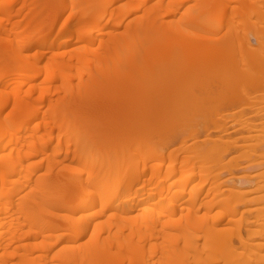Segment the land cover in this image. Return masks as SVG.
<instances>
[{
    "label": "rangeland",
    "instance_id": "374dc122",
    "mask_svg": "<svg viewBox=\"0 0 264 264\" xmlns=\"http://www.w3.org/2000/svg\"><path fill=\"white\" fill-rule=\"evenodd\" d=\"M9 1L10 0H0V4L3 6ZM98 1L102 2V0ZM129 1L130 0H121L114 4L115 8L112 9L116 15L117 20L121 21L122 23L107 24V21L111 17L110 15L103 19L99 24L94 23L91 18H84L83 20L86 22L83 23L76 20L74 26H79L80 28L85 29L86 32L92 33L94 35H92L94 38L92 40L78 42L75 37H72L73 40L71 42L69 41L71 43L69 47L65 46L67 49H63L60 44L59 46L57 45L58 47L55 46V48H57L58 50L55 48L54 49L59 51L61 50L60 48H62V52L68 50V55L74 56L78 54V51H80L86 45L101 50L104 46H106V42L109 41V39L111 38H119L120 40H124V42L126 41V39H130V21L133 18L139 19L140 16L145 15L146 10L142 8V10L136 12L135 14L126 15L125 18H122L121 15L126 11L125 5ZM150 1H152V4L157 0ZM206 1L207 0H165V8L160 11L161 15H165V19H163L169 22L171 33H173V36H177L179 38H186V40H189L191 44L194 45L187 51L183 50L184 54H181L183 55L182 57L181 55H178V53H181L182 51L178 52L177 50L178 53L176 54L175 52L176 55H173L172 52V54H170L169 56H173L167 57L168 59H165V57L161 58L162 60H160L158 59V57H156V59H158L159 61V63L157 64L158 61L153 60L155 57L151 56H153V51L155 55H159L161 53L158 52L159 50L155 52V48L153 46L155 45L153 44L155 41L152 39L151 40L154 42L150 40L152 42L150 44L151 47H153V51L147 53L146 56H141V54L138 53V55H140L141 57V60L138 55L137 57L139 59L133 55L134 58H136L135 63L137 64L135 66L134 63V68H127L129 69V72L126 71L127 73L123 72L126 70V68L125 70L120 69L121 67L114 68V72L113 68H110L108 70L103 67L98 68V65L94 62L91 65L92 70H89L86 67H82L77 60L74 59V61L73 59H71L70 56L67 60L69 63V69L67 70L66 76H64L63 79L61 77V79L55 82L47 81L46 84H44L45 88H47L49 91L48 96L42 97L39 92L34 91L32 95L33 97L28 100L29 103L25 107V109H18V112L16 114V108H18L14 98L16 90L19 93H22L27 96L31 92L33 85L43 84L46 78L45 72L50 62L49 55L43 56L41 53L36 54V48L30 50L26 49V43H28L30 39H17L18 32H22V30H24L26 18L28 17V15L32 14L31 12L33 10H36L35 6H40V11L44 12V16L46 14V17L48 19L56 15V12L60 7V0H41V2L39 4L37 3V5H35V3L33 5V3L31 2L32 6H27L26 4L27 7L25 6L24 8L23 4L20 2L16 5L15 12L13 11L14 14L12 13V19H10V17L5 14L4 11L0 12V40H3V38L7 39L10 36L13 37L14 41H12V43H14L12 44L13 47H11V56L13 60L10 61V63L12 62L13 64L11 63L10 65L17 66L16 68H18L19 71L18 72L17 69L9 66V64V68H0V78H5V76H8V81L6 80L5 82L0 83V138H2L1 144L3 146L2 148H0V236L2 237H0V239H2L0 240V264H11L13 262V259L10 258L11 251H18L17 248L19 247V245L21 246L27 241L20 239L21 237L19 239L14 238L13 242L10 244V247L8 249L6 248L8 243H10L12 240L11 236L9 235L12 222L16 221L18 223L20 221V225L25 222L23 220V216H21L23 215L21 214L23 211V205L26 201L31 203V200L29 199L33 195L37 194L40 190L38 186L39 177L41 178V175L45 174L48 171V166H50L51 164L58 163L59 165V163L61 164V162H70V160L66 161V155H64L63 152L69 149V147L70 149H74V146H69L66 143L53 145L48 150H46L48 153H52L50 156H48V154L33 155L35 149L41 150L44 144H46V142H48L49 140L63 138V135L61 134L65 132H61L56 127L55 124L56 122H58V120L54 116L55 106H52L53 104L62 101L66 96V88H64L65 84L63 82L64 79H68L69 82L66 83L72 84L76 90V94H74V102L72 105L76 113L74 112L75 114L72 117H68L64 120V128L66 130H77L76 132L78 133L75 141L84 139L85 136L95 137L96 139L101 141V143H99L97 146V150L102 149L108 145L107 141H103V137L105 136V134L107 136V134H109L108 132H112V130L110 131V129L114 128L117 125L119 127L118 137L120 138V134H122L121 137L124 136V139H121V141L119 142V147L124 149L123 151H121L120 149L121 152L118 151V155H120V157H129L127 155H130V152L135 150V146H139L142 148L147 147V155L151 150L158 151L160 149L159 152L162 151L167 156H169L171 152L176 151V153L180 156L179 158L177 157L179 159L178 162L174 160V162H170L172 159L169 161V158L164 155L165 158H168L167 160L163 159L162 161V159L159 160L158 158V160L149 161L148 167L150 165L152 166L153 164L154 166L157 164H163L161 165V170H164L166 169L167 165L176 162L178 165L175 163V166L177 165V168L181 167V169H179L180 171L182 169H185L188 165V171L187 169L184 170L187 171V175L196 173V180L193 179V182L192 179H190L191 183H193L192 185L188 186L189 188L186 189L187 193H185L186 191L183 190L184 187H180V185L178 186L177 184L176 186H173L174 181L176 180L177 182L181 178L180 173L177 175L175 174L173 176H170L172 177L171 179H169L170 181L166 179V181L168 180V183L172 184H168L166 182L165 183L175 188L171 186L168 187L167 185L168 188L171 187V189H169L170 192H167L169 190H167L166 187L167 191L160 192L161 196L157 193V196H155L154 194V196L157 198V201L159 198L163 197L162 199L164 200V202H162L164 204L160 201L162 203H160V207H163L164 205L167 210L169 209V207L177 205L175 209L178 213L182 212L181 209L184 208H186L184 209L185 211L183 210L184 212L188 211L189 208L187 207H191V210H193L196 206L194 205L195 207H193L192 209V206H189L192 204L189 203H193V201H196L193 199V201L184 203L186 201H183V198L185 196L189 199L190 197H192V195H195L193 193L194 191L196 195L199 194V191H201L200 193L203 192L202 194H199L201 195L199 196L201 198H197L199 200L198 204L201 205L203 196L205 198V196L207 197V194L209 195L208 190L211 184L208 183L207 185L206 179L208 177L206 179L204 178L206 176H209L208 174L206 175V173H203V177L200 176V174H202V169L199 168V165H203L201 166L203 168L212 167L214 170H218V162L220 161H222L221 165L223 163V165L220 166L222 170L219 169L221 171H216L219 172V174H217L218 176H222L218 179H222L225 182H228V184L227 182H223V184L225 183L228 186L231 182L234 183L236 181L237 176L239 177L242 175V177H240L242 179L244 175L248 176V174L250 173L249 175H253L252 179L254 181L250 179L253 181V183L252 181L248 183V181L250 180L246 178L248 180L247 186L250 188L255 187L254 189H251L253 196L261 194V192H258L256 188L257 185H259V182L263 180L262 176L260 177L258 173H262V171L264 170V158H259L257 157L258 155L255 156V152H252L254 148H252L250 145L252 143V145H255L257 140L260 145H264V0H216L219 2L218 4H216L218 7L214 6L210 10H206ZM62 6L66 10L62 15H60V22L54 30L55 33H57L58 29L64 21L70 19V15L74 10L73 0L64 1ZM166 10H170L171 13L166 14ZM38 13L40 14L39 11L37 12V14ZM5 42L4 40L2 42L0 41V48H2L3 51H5V48H7V42ZM200 42H205V45L208 46L213 44L209 47V50L212 52V54L210 52L207 55L211 54L212 57L215 56L214 59L217 58L218 55L222 56L218 57L215 60H208L211 65H209L208 63V66H203V63L206 62L204 56H206L205 51L207 50L205 48H200L199 50H197L198 48H196V46L197 44L199 45ZM201 49L203 51H201ZM255 50L256 52H258V54H260V57H262V60H260L262 62H254V56H257ZM20 53H23L24 55L27 54V56H29L28 59H31V63H33L32 72H22L21 65L24 64V60L20 57ZM148 55L150 57H148ZM144 56L147 60H144ZM3 57L6 59V56ZM148 58H153L152 60L155 62L148 60ZM163 59H165V61ZM258 60L256 59V61ZM141 61H143V64L141 63ZM148 62L150 63V65ZM2 63L5 64L4 62ZM151 63H155L154 67L151 66ZM170 63L174 64L173 66H171L172 68L169 66ZM199 64H201V66ZM2 65L0 63V67H2ZM193 65H196V67L192 68ZM197 65H199V67H197ZM214 65H218V67H214ZM4 66L7 65L5 64ZM166 67L167 69L168 67L171 68V70L169 69L168 71H166L165 77L159 78V76L164 74V69ZM12 70L14 73L12 72ZM37 70L41 71V74H39L38 77H36L37 74L35 73ZM181 70H184V72H190L192 78L196 80L190 78L191 76L189 75L188 80L186 79L187 77L185 79L183 78L188 82L185 81L184 83L183 79V81L180 82L179 79H181V77H179V71ZM90 71H92L94 74L99 73L98 79H102V81L100 82L97 80V83H92L93 78H91L90 76ZM138 72H142V74L144 75L152 72V74L154 73L156 76L148 81H145V79H143L146 83L139 80V82L136 80L137 82L133 83L132 80L134 79L133 77H135L133 75ZM116 73H118V75H116ZM116 76L118 77V79L116 78L117 80L114 84L112 80L113 77ZM81 78L84 79L81 80ZM89 78L92 79V86H90L91 88L89 87V89H84V86L87 85V83L89 82ZM176 78H178L179 82ZM82 81H84V85L82 84ZM107 81L111 82V84ZM178 83H180V86ZM146 84L150 86L148 87ZM175 84L179 86V89L177 86H175ZM145 85L148 87L145 89L146 96L144 94L145 104H148V106L145 105L144 107V109L146 110H141L143 106L140 104L141 107L137 111H141L142 114H135V111L126 113L125 111V113L123 112V116L115 118V115L117 116V112L119 113L121 109L114 108L115 103L112 101V99L107 98L111 97L113 92L118 90L117 93L121 94L122 100L124 102H129L132 93H134L135 90L136 92H141L144 89L143 87ZM129 90H132L133 92H130L129 94ZM126 94L129 98H126ZM137 94L134 95V97L136 96L135 99L132 98L135 101H139L140 98L143 96V93L138 95ZM104 96L105 100L103 101H106V103L97 105L100 98H103ZM124 98H126V100ZM91 99L98 100H95V103L93 101V104H88V102L86 103V101ZM132 99H130V102L133 101ZM93 105L95 107H93ZM146 106L148 107V109L146 108ZM89 107H92V110ZM130 108L132 109V107ZM136 108L138 109L139 106ZM87 109H89V111H94L95 114L93 113L94 115L88 116V114L86 113V111H88ZM31 110H37L38 112H35L36 114H38V116L34 117L32 120H28L27 115H29V112ZM25 119H27V121ZM100 122L102 123V125L104 124L103 126H106L104 128L102 127L103 130L100 128L103 132L100 129L99 132L95 128L97 126L96 124H101ZM135 122L137 124H135ZM132 124H134L136 127L131 128ZM23 126L25 128H23ZM87 126L90 128H87ZM117 126L115 127L116 129ZM82 127L87 128H85L86 130H84L86 132H83V129H81ZM98 128L99 127H97V129ZM249 128H252V134H249L251 130ZM105 129H107V131H105ZM132 132L134 134H132ZM247 136H252L253 139L251 140ZM109 137L110 136H108V138ZM254 138H256V141H254ZM75 141H73V143ZM131 141H135V145L131 144ZM127 143H129V145L131 144V146H127ZM147 148H143L142 151H146ZM177 150L179 153L177 152ZM61 151L62 154H57ZM139 151H141V149H139ZM142 151L140 152V154H145V152ZM209 152L213 157L215 154L217 155V157H211L214 159V161L208 155L209 160L211 159L213 161L212 162L210 160L212 166H210L211 164L208 161L202 163L198 160L200 164L198 162L196 163L195 161V163L199 166L198 167L195 163L191 161L192 159L189 160L193 156L201 154L204 155L207 153L209 154ZM91 153L97 152L93 150ZM134 153L133 154L135 157L133 155L130 156L134 157H132L133 160H130L134 164L137 162V160L139 163V160L143 162V160L146 158L144 154L143 157L142 155H140V157L139 155L136 156V154H139L138 152L136 153L135 151ZM218 155H220L219 158L222 157L221 160L218 159ZM215 158H217L218 160H216ZM187 160L191 161V164L187 163L185 168H182L185 165V163L184 165H182L183 162ZM36 163H43L42 165H44V167L42 166V168L40 167L37 169V167L35 168L34 166V164L36 165ZM260 163L263 166H261ZM194 164L197 166H195L196 168H192L194 167ZM176 167L175 169H177ZM9 169H14L17 171L20 170V172L16 175H12L11 173L9 174ZM213 169L210 170L214 171ZM60 171L62 170L60 169ZM152 171L155 172V170H150V168H148L146 172L148 173L147 177H149V173ZM200 171L201 173L198 174V172ZM204 172L210 173L212 175L210 171L208 172L207 170H204ZM60 175L62 176L63 174ZM161 175L163 177L165 176L164 173H161ZM195 175H191L192 178H194L193 176ZM211 175L209 176V178H211ZM213 175L212 177H214L216 173L214 176ZM199 176L202 178V181L200 180ZM250 177L248 176V178ZM44 178H49V176L45 175ZM17 179L19 180L15 181ZM160 179L163 178L160 177ZM204 179L206 182L204 181ZM211 180L212 179H210L209 181L213 184V181ZM244 180L242 179L241 181ZM245 182L246 180L243 183ZM198 183L200 185L203 184L201 185L202 190H199L197 188V186H200ZM147 186H144L148 189L145 190L146 192L150 191L149 189L153 187L151 188V191H157L159 193V190H156L154 187L155 184H153L152 186L147 184ZM211 186L214 187L213 185ZM190 188L193 190V192ZM50 190L56 191L55 188ZM182 190L185 192H183ZM222 190L223 195L221 196L223 197L222 201H224V197L229 194V191H226L225 186ZM247 190L249 194V188ZM210 192V194L216 193L211 191V188ZM190 193H192L191 196ZM38 194H41V190ZM176 195H179V197H176ZM214 195L215 199L219 198V200H221L220 195H217V197L216 194H213V196ZM210 196L212 195H209V198ZM251 196L252 194H250V198ZM176 198H180L182 201L179 202V199L177 200ZM190 200L192 199L190 198ZM154 201L157 202L156 200H153L152 202L148 201V204L146 205H142L144 207H149L152 205V203H155ZM203 201L202 204L204 203ZM213 201L214 199L210 202L214 204ZM149 203L151 205H149ZM173 203L176 205H173ZM221 203L222 202H217V204L215 203L216 206L218 205V207L216 208L215 206V208H213L214 210L212 209L213 213L221 209L219 205ZM142 205L140 206V208H143ZM239 205H237V207H239ZM234 206H236V204ZM160 207H157V210L155 209V211H158ZM204 207H206V205L202 206L203 210H201V207H196L195 211H197V208H200L202 212L205 210L207 211L206 208L209 209L211 206H208L206 208ZM152 209L154 210V208ZM245 209L243 205L240 206V210L242 212L244 211L246 215H248V213L252 211L248 210V208V212H246ZM163 211L165 212V209H163ZM24 224L22 226H24ZM15 229L16 228H14V230ZM3 237H6V241L3 239ZM43 244L45 245L47 243ZM45 249L47 248L45 247Z\"/></svg>",
    "mask_w": 264,
    "mask_h": 264
},
{
    "label": "bare ground",
    "instance_id": "6f19581e",
    "mask_svg": "<svg viewBox=\"0 0 264 264\" xmlns=\"http://www.w3.org/2000/svg\"><path fill=\"white\" fill-rule=\"evenodd\" d=\"M32 1L33 0H10L3 6L0 4V12L4 11V13L7 14L10 19H12V13L13 11L15 12V8L18 3L21 2L24 8L26 4L27 6H30L32 3L33 5L34 3L35 5H37V3L39 4L41 2V0H37L38 2L36 0V2ZM64 1L66 0H60V7L58 8L56 15L48 19L46 17L47 15L45 14L44 16V12L40 11V6H35V9L37 10V12L39 11L40 14H37L36 10H33L34 12L32 11V14L28 15V17L26 18L24 30H22V32H18L17 39H30L29 42L26 43V49L30 50L36 48V54L41 53L43 56L49 55L50 62L45 72L46 78L43 84L33 85L31 92L27 96L19 93L16 90L14 98L18 108H16L15 114L18 112V109H25V107L29 103L28 100L33 97L32 95L34 91L39 92L42 97L48 96L49 91L47 88H45L44 84H46L47 81L55 82L61 79V77L63 79V77L66 76L67 70L69 69V63L67 60L70 56L71 59L77 60L82 67H86L89 70H92L91 65L94 62L98 65V68L103 67L108 70L110 68L114 69L121 67L120 69L123 70H125L126 68V70L123 71L126 72L130 69V67H133L134 63L136 62L135 59L138 58V53L141 54V56H146L147 53L153 51V47H151L150 43L154 41L155 42L153 44L155 45H152L155 48V52L159 50L158 52L162 54L161 55L158 53L159 55H155L153 51V56L151 57H155L154 59L152 58L155 61H158V59L162 60L161 58L165 57V59H168L167 57L176 55L179 51L182 52L178 53V55L184 54V51H187L192 46H194L189 40H186V38H179L177 36H173V33H171L169 22L165 21V15H161L160 13V11L165 8V0H157L152 4V1L150 0H130L125 5L126 11L121 15L122 18H125L126 15L135 14L136 12L142 10V8L146 10L145 15L140 16L139 19L133 18L130 21V39H126V41L124 42V40H120L119 38H111L106 42V46H104L101 50L86 45L83 48L81 47L82 49L78 51V54L69 56L68 50L62 52V48H60L61 50L57 51L58 49L55 48V46H59L60 44L63 49H67L65 46L69 47V45L71 44L70 42L73 40L72 37H75L78 42L88 41L94 38V35L92 33L86 32L85 29L80 28L79 26H74L75 21L78 20L83 23L86 22L83 20L84 18H91L94 23L99 24L103 19L110 15L111 17L107 21V24H120L122 22L117 20L116 15L112 9L115 8L114 4L121 0H102V2H99L98 0H73L74 10L70 15V19L64 21L58 29L57 33H55L54 30L60 22V15H62L66 10L62 6ZM218 3L219 2L216 0H207L205 3L206 10L212 9V7L217 6L216 4ZM169 13H171L170 10H166V14ZM151 39L154 41H152ZM3 40L4 42L7 40V48H5V51L0 48V63L2 65V62H4L7 66H4L5 64H3V68L0 67L1 69H5V67L9 68V66H11L10 64L12 63H10V61L13 60L11 56V47H13L12 44L14 42L12 43V41H14V39L10 36L7 39L3 38ZM3 40L1 39L0 41L2 42ZM205 44V42H200L199 45L197 44L196 48H198L197 50H199L200 48H205L207 50L205 51L206 56H204L206 65L205 63H203L204 65L201 63L206 67L209 63L208 60H215L222 55H218V57L214 59L215 56L213 55L214 57H212V52L209 50V47L213 44H211L210 46ZM54 48L57 50H55ZM201 51L203 50L201 49ZM172 52L173 55L169 56L170 54H172ZM210 52L211 54L207 55ZM133 55L136 58H134ZM256 55L258 57L254 56V62H262L260 61L262 60L260 54L256 52ZM3 56H6V59L9 60H6ZM26 56L27 54L24 55L23 53H20V57L24 60V64L21 65V70L24 73H30L33 70V63H31V59H28L29 56ZM138 56L141 60L140 55ZM145 56L144 60L146 59ZM182 56L183 55H181V57ZM148 57L150 56L148 55ZM156 57H158V59H156ZM152 59L148 58V60L150 61H153ZM165 59L163 60L165 61ZM256 59L259 60L256 61ZM141 63L143 64V61H141ZM158 63L159 61L157 62V64ZM136 64L137 63H135V66ZM154 64L155 63H151V66L154 67ZM201 64L199 65L201 66ZM173 65L174 64L170 63L169 66L171 67ZM199 65H197V67H199ZM209 65L211 64L209 63ZM215 66L216 65H214V67ZM11 67H14L18 71V68H16L17 66L12 65ZM194 67H196V65L192 66V68ZM216 67H218V65ZM171 68L168 67L167 69L166 67L164 69L163 75L159 76L158 74L159 78L165 77L166 71H168L169 69L171 70ZM90 72L91 75H89L91 76V78H93V80L89 78V82L87 81L88 83H91V80L92 83L102 81L101 78V80L98 79L99 73L94 74L92 71ZM179 72V77H181V79H179L180 82H182L186 77V79L188 80V76H191V73L188 71L184 72V70H181ZM35 73L37 74L36 77H38L39 74H41V71L37 70ZM139 73L140 72L133 75L135 76L132 80L133 83H136L138 80L145 82L153 79L156 76L154 73L152 74V72L145 75L142 74V72L140 74ZM116 75H118V73H116ZM7 77H2L3 79L0 78V83L5 82L7 80ZM84 78H81V80ZM116 78L118 79L117 76L113 77L112 82L114 84L117 80ZM178 78H176L177 81ZM190 78H192V76ZM143 79H145V81ZM187 80H184L183 82L185 83V81ZM63 82L65 84L64 88H66V96L62 101L53 104L52 106H55L54 116L58 120L55 125L61 132H65L61 134L63 135V138L56 140L52 139L48 142L45 141L46 144H44L43 148L41 150L35 149L33 155L48 154V156H50L52 153H48L46 150H48L53 145L61 143H66L69 146L73 145L74 149H70L69 147V149L63 152V154L66 155V161L70 160V162H61V164L59 163V165L58 163L51 164L50 166H48V171L45 174L41 175V178L39 177L38 186L41 190V194H38L40 193L39 190L37 194L33 195L29 199L31 200V203L26 201L22 208L23 211L21 214L23 215L21 216H23V220L26 222L22 223V225L25 223L24 226L20 225V221L18 223L16 221H13L15 223L12 222L11 230L9 232L12 240L10 243H8L6 248L8 249L10 247V244L13 242L14 238L19 239L21 237L20 239L27 241L25 243L26 245H19V247L17 248L18 251H11L10 258L13 259V262L11 264H264V170L262 171V173H258L260 177L262 176L263 180L259 182V185H257L256 188L258 192H261V194L253 196L251 189H254L255 187L250 188L247 186V181L252 179L253 175H249V173L248 176H251L250 178H248L247 175H244L245 178L243 177L242 179L246 180L245 183H243L245 180L241 181L242 179L240 177H242V175L239 177L237 176L238 180H234L235 182H231L232 184L229 182L230 185L227 186L225 184L227 181L225 182L222 179L221 181L218 178H221L222 176L217 175L219 174V172L217 171L222 170L220 168V166L223 165V163L221 165L222 161H217L219 164L218 168L221 169H216L217 171L212 167L210 168L209 165L208 167L210 169H213L214 171L206 167H201L203 165H199V167L196 164L198 160L202 163L207 161L210 163L211 159L214 161L213 158L215 156L217 157L216 154L214 155V157L210 154V152L209 154L207 153L204 155H197L198 157L193 156L189 160L192 159L191 161L193 163H195L196 161L195 164L200 169H202V174H200V176L203 177V173H206V175L208 174L209 176L211 175L210 173L204 172V170H207L208 172L210 171L212 175H215L216 173L217 176L213 175L214 177H212L211 175V178H209V176L204 177L205 179L207 177L209 178L206 179L207 182L205 181V179L204 181L207 183V185L209 183L214 186L212 187L210 185L211 191L216 192L213 193L216 194V197L217 195H220L221 200H219V198L215 199V195L213 196V194H210L211 192L209 188V195L212 196H210L209 198V195L207 194V197L209 199L206 196L205 198L203 196L202 201L205 199L203 201L204 203L202 204L201 201V205H199L198 199L201 198L199 197L201 196L199 194H202L203 192L200 193L201 191H199V194H197V196L195 191L193 192V190L190 188L195 195H192V193H190V196L192 195V197H190L192 200H190V198H186L185 196V199L182 197L183 201H186L184 203H188L189 201H193L194 199L196 202L198 200L197 204L194 201L193 203H189L192 205L187 204L189 206H192V209L196 206L201 207V210H203L202 206H211L209 209L204 207L207 209V211H203L206 214H204L200 210V208H197V211H195V207L193 211L191 210V207L187 206L186 207L189 208L188 211L184 212V209H186L184 208V206V209H181L182 212L178 213L175 209L177 205L174 203L173 205H176L173 206L174 208L169 207V209L166 210L164 205V208L162 206L160 207V203L162 201L164 202V200L162 199L163 197H158L159 199L157 201V198L155 197L157 196L156 193L160 194V192L162 191H167L171 189V187L176 186V184L178 186L180 185V187H184L183 190L186 191V189L189 188L188 186L192 185V183L194 182L193 179H195L196 177V173L187 175L188 165L186 166V164L190 163L191 161H182V165H184L185 163L184 167L182 168H185V166L186 168L180 171L179 169H181V167H176L178 165L176 162H178V158L180 157L179 154L176 153V151L171 152L169 156H167L162 151L159 152L160 149H157L158 151H154L158 153L151 150L147 155L146 153L148 152V148L143 147L144 149L147 148V150L142 151L143 148L139 146H135V150L131 151V154L129 153L130 155H127L129 157H120V155H118V151L121 152L124 149L119 147V142L121 141V139H124V136L121 137L122 134H120V138L118 137L119 127L117 125V129L115 128L116 126L110 129V131H114L113 133L108 132L109 134H107V136L105 134V136L103 137L104 140H102L104 142L107 141L108 145L102 149L97 150V146L99 143H101V141H99L95 137L85 136L84 139L75 141L78 133L76 132L77 130H66L64 128V120L68 117H72L76 113L74 107L72 106L76 90L72 84L66 83L69 82L68 79H64ZM82 82V84L84 85V81ZM88 83L84 86V89H89V87L92 86V83ZM109 83L111 84V82ZM178 84L180 86V83ZM146 85L141 91L143 94L138 91L136 92V90L134 91V93L136 94L138 93L143 95L140 100L138 99L139 101L133 100L135 99L136 96L134 97V95L136 94L132 93V96L130 95V99L133 98L132 100L136 103L137 106L133 101L130 102V99L129 102H124L122 100L121 94L117 93L118 90L113 92L111 97L107 98L112 99V101L115 103L114 108L121 109L119 113L117 112V116L115 115V118L123 116L125 111L126 113L134 111L135 114L141 113V111H137L140 109L141 105L143 106L141 110L144 109L145 105L148 106V104H145L144 94L146 96L145 89L150 85H147L148 87ZM175 86H177L179 89V86L177 84H175ZM132 90H129V94L130 92H133ZM101 98V102L100 100L99 102L97 101V105L106 103V101H103L105 100V96L102 99ZM126 98H129L127 97V94ZM126 98L124 99L126 100ZM95 100L91 99L86 101V103L88 102L89 104L93 101L95 103ZM94 105L93 107L96 106ZM138 106L139 108L137 109L136 107ZM147 106L146 108L148 109ZM130 107H132L133 110ZM89 108L91 109L92 107ZM87 110L88 111H86V113L88 114V116H92L95 114L94 111H89V109ZM35 111L37 110H34L31 113L29 112V115L26 114L28 116V120H32L34 117L38 116ZM25 120L27 121V119ZM98 124H96L97 126L95 127L98 131L100 128L103 130V128L106 127L103 126L104 124L102 125V123L99 124V126ZM135 124L137 123L135 122ZM97 127L99 128L97 129ZM132 127L136 126L132 124L131 128ZM23 128L25 127L23 126ZM85 128H81L83 129V132H86L84 130L90 127L87 126V128ZM249 129H251L249 134H252V128ZM105 131H107V129H105ZM115 132L117 133V135ZM132 134L134 133L132 132ZM108 136L110 137L108 138ZM247 137H249L251 140L253 139L252 136ZM255 139L256 138H254V141H256ZM73 141L75 142L73 143ZM257 141L255 145H252L253 143L250 145L252 148H254L252 152H255V156L258 155L257 157L264 158V145H260ZM1 142L2 138H0V148L3 147ZM134 142L135 141H131L130 143L134 144ZM131 144L129 145V143H127V146H131ZM139 149H141L142 152H145V154H143L146 156V158L143 160V162L139 160L138 163L137 160V162L134 164L130 160H133V158L135 157V151L136 153H139L136 154V156L142 155L143 157V154H140L141 151H139ZM93 150H95L97 153H91ZM57 154H62V151L58 152ZM131 155H133L134 157H130ZM164 155L169 159L167 157L165 158ZM208 155L210 158H213L209 160ZM219 156L220 155H218V159L221 160L222 157L219 158ZM195 157L198 159H196ZM158 158L159 160L162 159V161L163 159H168L169 161L172 159L170 162L174 160L176 161L175 163L177 165L175 166V163H170L164 170H161V165L163 164L156 163L157 165L154 166L153 164L152 166L150 165L148 167L149 161L158 160ZM193 158L196 160H194ZM215 159L218 160L217 158ZM42 164L36 163V165L34 164V166L38 169L40 167L42 168V166L44 167V165ZM195 164L192 168L197 167ZM210 164V166H212V163ZM170 165H173L172 168ZM260 165L263 166L261 163ZM175 167L177 169H175ZM148 168H150V170H155V172L152 171L149 173V177H147L148 173H146ZM60 169L62 171H60ZM186 169L187 171H184ZM8 171L9 174L11 173L12 175H16L20 172V170L17 171L14 169H9ZM161 173H164L165 176L163 177ZM179 173L181 174V178L179 180L177 179V182L175 180L173 186L168 185L172 184L168 183V180L172 178L170 176H173L175 174L177 175ZM199 173H201V171L198 172V174ZM60 174H63L68 178L63 175L62 177ZM45 175H48L49 178H44ZM191 175H195L193 176L194 178H192ZM60 176L62 180L60 179ZM200 176L199 178L201 180L202 178ZM160 177H162L163 179H160ZM166 179L168 180L166 181ZM190 179H192V183ZM210 179H212L211 181H213V184L212 182L210 183ZM18 180L19 179L15 181ZM252 180L248 181V183ZM165 182L168 184H166ZM223 182L225 183L223 184ZM147 184L151 186L155 184L154 187L156 190H159V193L157 191H151V188L153 187L149 189L150 191L146 192L145 190L148 188ZM167 185L168 187H171L168 188ZM201 185L197 186L199 190H202ZM144 186H147V188H145ZM224 186L226 187V191H229V194H227L228 197H224V201H222L223 197L221 195H223L222 189L224 188ZM246 187H248L251 191H249V194L247 192L248 188ZM53 188H55L56 191L50 190ZM167 192H170V190ZM185 193H187V191ZM250 194H252L251 198ZM177 196L179 197V195H176V197ZM246 196L249 197L247 198ZM178 199L179 202L182 201L180 198ZM213 199L214 204L210 202ZM153 200L157 201H154L157 206L155 205V203H152L153 207L150 203L149 205L151 206L149 207H144L142 205H146L148 204V201L152 202ZM217 202H222L221 204H219L221 209H216L217 211L213 213L212 209L215 208ZM233 204H236V206H234ZM141 205L143 206V208H140ZM237 205H239V207H237ZM242 205L244 206V209L246 208V212H248V210L252 211H250L248 215H246L244 211L242 212L240 210V206ZM157 207H160V209L162 208L161 210L158 208L161 212L159 210L155 211V209L157 210ZM217 207L218 205L216 206V208ZM152 208H154V210ZM163 209H165V212L163 211ZM14 228L16 229L14 230ZM5 238L6 237H3L4 240ZM43 243H47L45 245L48 246H45ZM45 247L47 249H45Z\"/></svg>",
    "mask_w": 264,
    "mask_h": 264
}]
</instances>
